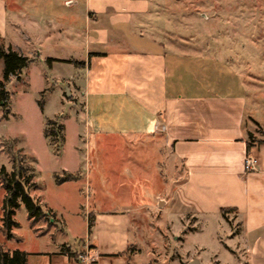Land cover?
Segmentation results:
<instances>
[{
  "label": "crops",
  "instance_id": "1",
  "mask_svg": "<svg viewBox=\"0 0 264 264\" xmlns=\"http://www.w3.org/2000/svg\"><path fill=\"white\" fill-rule=\"evenodd\" d=\"M155 2L85 0L82 6L75 3V13L35 17L22 12L17 18L36 29L45 27L48 42L52 40L45 47L48 54L35 56L37 62L85 63L59 62L73 68L71 81L63 86L76 87L82 99L83 128L77 140L161 139L180 165L179 178L173 180L176 196L193 220H220L226 235L233 220L238 231L219 240L218 250L223 248L234 264H264V143H258L264 139V57H258L260 69L250 71L232 48L224 59L212 51L187 53L153 34L161 24L153 15ZM55 63L45 64L62 77ZM248 154L257 159L251 172L244 170ZM72 174L80 178L79 172ZM117 209L110 204L99 212L92 240L88 236L81 250L69 251L76 257L59 252L64 244H54L48 252H24L42 256L41 264H128L129 258L131 264L135 244L127 217L118 216ZM222 209L228 212L222 214ZM83 256L88 260L83 262Z\"/></svg>",
  "mask_w": 264,
  "mask_h": 264
},
{
  "label": "rangeland",
  "instance_id": "2",
  "mask_svg": "<svg viewBox=\"0 0 264 264\" xmlns=\"http://www.w3.org/2000/svg\"><path fill=\"white\" fill-rule=\"evenodd\" d=\"M84 2L0 0V47L30 60L18 77L12 76L6 83L8 106L0 103V169L12 171L7 143L18 158L35 157L29 193L44 212V217L31 219L20 203L14 215L18 226L12 228L11 238L6 237L0 221V249L48 252L54 244H64L73 252L81 250L88 236L93 238L99 212L114 204L118 216L125 215L129 221V238L135 244L130 253L136 255L131 264H188L189 260L206 259L213 264H234L233 258L218 248L219 240L225 241L237 233V226L230 221L234 233L226 235V226L220 220L199 223L193 220L192 212L176 196L173 180L179 178L180 165L170 157L161 139H76L77 131L83 128L82 99L76 87L63 86L71 81L69 72L73 68L56 62V71L60 70L62 76L59 77L44 62H37L35 56L40 52L48 54L45 47L52 40L48 42L45 27L36 29L32 22L25 24L22 17H17L22 12L35 17L60 16L70 10L75 13V3L82 6ZM155 3L153 15L161 23L152 30L155 36L187 53L213 54L212 51L222 59L233 49L239 58H244L247 70L260 69L262 60L258 57H264V0H156ZM75 19L81 25V19ZM73 54L82 53L73 51ZM3 70L0 58V80ZM44 90L47 93L41 111L37 100ZM47 118L62 127L59 130L62 138L55 143L59 152L49 146L44 136ZM64 169L79 172L80 178L56 184L53 175H63ZM4 195L0 184V217ZM97 222L104 226L105 221ZM48 232L51 234L46 235ZM214 255L219 263L214 261ZM29 256L31 264H41L42 256Z\"/></svg>",
  "mask_w": 264,
  "mask_h": 264
},
{
  "label": "trees",
  "instance_id": "3",
  "mask_svg": "<svg viewBox=\"0 0 264 264\" xmlns=\"http://www.w3.org/2000/svg\"><path fill=\"white\" fill-rule=\"evenodd\" d=\"M0 58L3 60L4 70L3 78L0 80V103L7 107V91L5 90L6 83L9 81L10 77L18 75L28 66L30 60L18 54L17 52L9 49L5 51L0 47ZM52 62H65L72 63L77 67H83L85 63L76 61H61L54 59H46L45 63L49 66ZM47 91L44 90L40 94V99L37 100V104L41 111H43L44 98ZM47 127H45L43 133L46 137L49 146L53 147V150L59 152V145L55 144L60 136L59 130L62 128L53 119L47 118L45 120ZM264 135V131L262 132ZM60 136V137H59ZM251 137H249L251 141ZM62 140V139H61ZM258 143H264V139L258 141ZM249 148V144L248 147ZM6 151L12 163V171L8 173L5 167L0 169V184L2 189L5 191V195L1 204V217L0 221L4 229L6 237L9 239L12 237V228H16L18 224L14 220L15 210L22 203L26 209L29 218L40 219L44 217V212L37 202L30 196V189L33 186L32 176L35 172V165L37 160L35 157L23 155L18 158L16 152L13 150L10 143L6 144ZM56 184H62L67 181H75L79 179L77 174L64 173L63 175L55 174L53 175ZM228 211L222 209V214ZM88 230L90 231L92 220L91 216H88ZM133 246H131L132 248ZM130 248V251H131ZM70 249L65 245L60 246V253L67 254L70 258L76 257L75 253H70ZM68 252V253H67ZM28 253L21 250H13L4 252L0 249V264H28L27 263ZM129 258V257H128ZM131 258L128 259V264H130Z\"/></svg>",
  "mask_w": 264,
  "mask_h": 264
},
{
  "label": "built area",
  "instance_id": "4",
  "mask_svg": "<svg viewBox=\"0 0 264 264\" xmlns=\"http://www.w3.org/2000/svg\"><path fill=\"white\" fill-rule=\"evenodd\" d=\"M257 166V159L252 155H246L244 158V170L245 172H251L256 169ZM80 259L85 262L88 260V257H80Z\"/></svg>",
  "mask_w": 264,
  "mask_h": 264
},
{
  "label": "water",
  "instance_id": "5",
  "mask_svg": "<svg viewBox=\"0 0 264 264\" xmlns=\"http://www.w3.org/2000/svg\"><path fill=\"white\" fill-rule=\"evenodd\" d=\"M188 264H198V262L196 260H193V261L189 262Z\"/></svg>",
  "mask_w": 264,
  "mask_h": 264
}]
</instances>
